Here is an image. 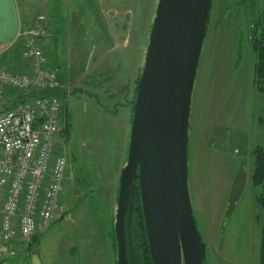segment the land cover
I'll return each mask as SVG.
<instances>
[{
    "label": "rangeland",
    "instance_id": "1",
    "mask_svg": "<svg viewBox=\"0 0 264 264\" xmlns=\"http://www.w3.org/2000/svg\"><path fill=\"white\" fill-rule=\"evenodd\" d=\"M241 1L212 0L191 101L188 189L207 248L204 264H260L264 209L256 203L261 189L252 184V153L264 149V95L254 84L256 55ZM157 2L18 0L20 25L35 20L44 28L42 39L50 37L43 48L58 80L66 82L61 118L63 126L70 123L71 135L69 149L64 146L69 158V150L74 155L62 213L38 234L31 256L26 249L6 257L0 241V264L33 257L43 264H115L116 198ZM243 161L247 184L226 221Z\"/></svg>",
    "mask_w": 264,
    "mask_h": 264
},
{
    "label": "water",
    "instance_id": "2",
    "mask_svg": "<svg viewBox=\"0 0 264 264\" xmlns=\"http://www.w3.org/2000/svg\"><path fill=\"white\" fill-rule=\"evenodd\" d=\"M211 10L212 0L157 2L114 211L117 264H130L126 217L135 186L153 264H204L206 259L189 196L187 155L191 101ZM247 179L243 161L229 194L226 221ZM38 241L32 237L27 255Z\"/></svg>",
    "mask_w": 264,
    "mask_h": 264
},
{
    "label": "built area",
    "instance_id": "3",
    "mask_svg": "<svg viewBox=\"0 0 264 264\" xmlns=\"http://www.w3.org/2000/svg\"><path fill=\"white\" fill-rule=\"evenodd\" d=\"M44 33L40 25L18 33L28 71L0 67V100L11 92L24 98L0 114V241L6 257L26 248L62 213L69 178L61 118L65 100L57 94L67 88L39 45Z\"/></svg>",
    "mask_w": 264,
    "mask_h": 264
},
{
    "label": "trees",
    "instance_id": "4",
    "mask_svg": "<svg viewBox=\"0 0 264 264\" xmlns=\"http://www.w3.org/2000/svg\"><path fill=\"white\" fill-rule=\"evenodd\" d=\"M241 5L245 7L248 23L252 31L249 35L251 48L256 55V64L254 66V84L259 93L264 95V5L259 0H243ZM257 13V14H256ZM53 63L50 66L53 68ZM137 80L136 85L138 84ZM136 94V88H135ZM14 94V93H12ZM58 95L65 97L66 93L57 92ZM135 94L132 101L134 104ZM24 100L19 95L9 109L13 108ZM8 109V110H9ZM66 122V121H65ZM71 135L70 123H64V139ZM254 158V170L252 175V184L261 189V193L256 196V203L264 209V149L259 147L252 153ZM114 235V233H113ZM126 235H127V252L130 264H153L148 238L145 230L140 193L137 186L130 199L129 210L126 217ZM113 251H116L114 243ZM117 264V263H115ZM260 264H264V228L261 242Z\"/></svg>",
    "mask_w": 264,
    "mask_h": 264
},
{
    "label": "crops",
    "instance_id": "5",
    "mask_svg": "<svg viewBox=\"0 0 264 264\" xmlns=\"http://www.w3.org/2000/svg\"><path fill=\"white\" fill-rule=\"evenodd\" d=\"M17 10L18 0H0V67L3 70L15 73L29 70V62L26 61V59L23 57V50L21 49L19 39H17L19 31L24 29L20 25V17L17 14ZM34 22L35 20H30L25 24V28H30L34 26V24L36 25L37 22ZM42 38L39 41V45L40 47L42 45L41 48L51 64V58L49 57L48 52L43 48V43L45 44V46L49 47L51 42L50 37L46 39ZM63 84L66 85V82H64ZM129 91L130 88L128 89L127 95L129 94ZM12 93L14 92L7 94L3 99H1L2 103H0V109L4 108L5 111H7L10 107H12V105L16 104H14V101L18 95ZM2 198L4 199V191H0V199L2 200ZM2 204L3 202H0V212ZM29 256H31V254H29ZM33 258L29 260L26 259L25 262H18V264H43L39 258L36 257L35 260H33Z\"/></svg>",
    "mask_w": 264,
    "mask_h": 264
},
{
    "label": "flooded vegetation",
    "instance_id": "6",
    "mask_svg": "<svg viewBox=\"0 0 264 264\" xmlns=\"http://www.w3.org/2000/svg\"><path fill=\"white\" fill-rule=\"evenodd\" d=\"M64 140H65V144H66V147H67V145L70 143V137L67 136ZM67 148L69 149V147H67ZM69 152L71 153V156H70V160L71 161L70 162H72L74 154L70 150H69Z\"/></svg>",
    "mask_w": 264,
    "mask_h": 264
}]
</instances>
